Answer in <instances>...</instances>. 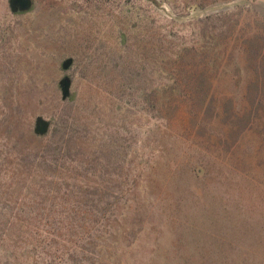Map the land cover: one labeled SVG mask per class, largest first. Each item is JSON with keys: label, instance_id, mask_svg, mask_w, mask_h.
Returning <instances> with one entry per match:
<instances>
[{"label": "rangeland", "instance_id": "rangeland-1", "mask_svg": "<svg viewBox=\"0 0 264 264\" xmlns=\"http://www.w3.org/2000/svg\"><path fill=\"white\" fill-rule=\"evenodd\" d=\"M32 1L0 0V264H264V0Z\"/></svg>", "mask_w": 264, "mask_h": 264}, {"label": "water", "instance_id": "water-1", "mask_svg": "<svg viewBox=\"0 0 264 264\" xmlns=\"http://www.w3.org/2000/svg\"><path fill=\"white\" fill-rule=\"evenodd\" d=\"M11 12L13 14H25L30 12L34 3L32 0H9ZM73 64L72 59L66 60L62 67L64 70H68ZM60 88L62 90L63 100H67L70 97L71 80L69 77H65L60 82ZM50 128V122L44 120L42 117H38L35 121V133L40 136H44L48 133Z\"/></svg>", "mask_w": 264, "mask_h": 264}]
</instances>
